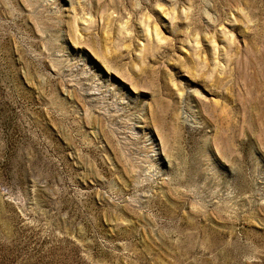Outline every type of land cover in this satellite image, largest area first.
<instances>
[{"label": "rangeland", "instance_id": "obj_1", "mask_svg": "<svg viewBox=\"0 0 264 264\" xmlns=\"http://www.w3.org/2000/svg\"><path fill=\"white\" fill-rule=\"evenodd\" d=\"M0 264H264V0H0Z\"/></svg>", "mask_w": 264, "mask_h": 264}]
</instances>
